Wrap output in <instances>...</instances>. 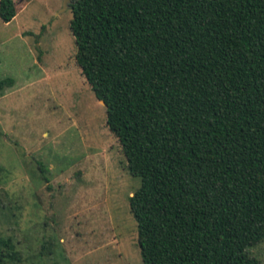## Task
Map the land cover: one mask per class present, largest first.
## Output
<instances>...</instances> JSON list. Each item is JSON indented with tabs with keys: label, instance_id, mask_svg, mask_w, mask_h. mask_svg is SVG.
I'll return each instance as SVG.
<instances>
[{
	"label": "trees",
	"instance_id": "trees-1",
	"mask_svg": "<svg viewBox=\"0 0 264 264\" xmlns=\"http://www.w3.org/2000/svg\"><path fill=\"white\" fill-rule=\"evenodd\" d=\"M73 1L76 62L141 178L143 264H261L264 0Z\"/></svg>",
	"mask_w": 264,
	"mask_h": 264
},
{
	"label": "rangeland",
	"instance_id": "rangeland-1",
	"mask_svg": "<svg viewBox=\"0 0 264 264\" xmlns=\"http://www.w3.org/2000/svg\"><path fill=\"white\" fill-rule=\"evenodd\" d=\"M0 18V264H143L128 167L64 0ZM264 264V241L251 248Z\"/></svg>",
	"mask_w": 264,
	"mask_h": 264
},
{
	"label": "water",
	"instance_id": "water-1",
	"mask_svg": "<svg viewBox=\"0 0 264 264\" xmlns=\"http://www.w3.org/2000/svg\"><path fill=\"white\" fill-rule=\"evenodd\" d=\"M73 3H74L73 0H64L60 12L65 11V10L71 8ZM101 102L106 106V104H105L104 101H101Z\"/></svg>",
	"mask_w": 264,
	"mask_h": 264
}]
</instances>
